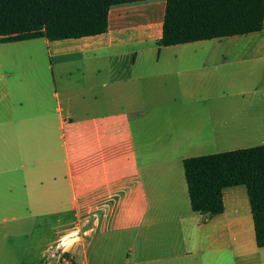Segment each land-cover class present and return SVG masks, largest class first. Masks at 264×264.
<instances>
[{"label":"crops","instance_id":"obj_1","mask_svg":"<svg viewBox=\"0 0 264 264\" xmlns=\"http://www.w3.org/2000/svg\"><path fill=\"white\" fill-rule=\"evenodd\" d=\"M165 1L111 6L100 34L0 42V264H56L61 238L71 264H264L246 187L193 211L182 165L264 144V103L222 90L218 38L157 44Z\"/></svg>","mask_w":264,"mask_h":264},{"label":"trees","instance_id":"obj_2","mask_svg":"<svg viewBox=\"0 0 264 264\" xmlns=\"http://www.w3.org/2000/svg\"><path fill=\"white\" fill-rule=\"evenodd\" d=\"M145 0H0V42L50 40L107 30L113 5ZM264 0H166L158 45H175L260 31ZM193 211L223 210L225 187L244 185L255 243L264 246V144L187 157L182 162Z\"/></svg>","mask_w":264,"mask_h":264},{"label":"rangeland","instance_id":"obj_3","mask_svg":"<svg viewBox=\"0 0 264 264\" xmlns=\"http://www.w3.org/2000/svg\"><path fill=\"white\" fill-rule=\"evenodd\" d=\"M215 49L221 52L222 56V69H221V79H222V90L226 89L227 92L236 94L242 93L243 97L248 101L264 103V27L260 31L248 33L245 35L238 36H226L221 37L216 40ZM41 45V43L39 44ZM46 49V47L44 48ZM31 50V49H29ZM14 51L20 52L25 51V49H15ZM246 51L256 55H262L259 61L263 63L262 68L255 67L251 64V60L248 57L254 55H246ZM262 53V54H261ZM246 56L247 60H246ZM254 62V60H252ZM32 65V62L28 63ZM49 64V59L46 55L45 67ZM51 69L46 68L45 74L47 81L53 84L51 77ZM33 75H28V79L31 80ZM238 100H241V96L236 95ZM39 218L32 216L30 221L36 223ZM50 226L53 224L54 219H46ZM36 225V224H35ZM50 234V231H46Z\"/></svg>","mask_w":264,"mask_h":264},{"label":"built area","instance_id":"obj_4","mask_svg":"<svg viewBox=\"0 0 264 264\" xmlns=\"http://www.w3.org/2000/svg\"><path fill=\"white\" fill-rule=\"evenodd\" d=\"M68 238H61L59 239L55 245L49 250L48 255L49 257H56L57 263L56 264H71L70 263V256L68 255Z\"/></svg>","mask_w":264,"mask_h":264}]
</instances>
